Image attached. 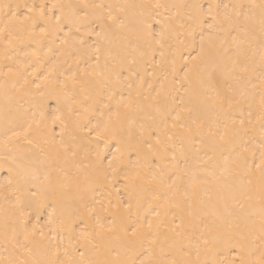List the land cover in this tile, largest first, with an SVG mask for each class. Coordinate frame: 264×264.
<instances>
[{"label":"snow or ice","instance_id":"snow-or-ice-1","mask_svg":"<svg viewBox=\"0 0 264 264\" xmlns=\"http://www.w3.org/2000/svg\"><path fill=\"white\" fill-rule=\"evenodd\" d=\"M0 264H264V0H0Z\"/></svg>","mask_w":264,"mask_h":264},{"label":"bare ground","instance_id":"bare-ground-1","mask_svg":"<svg viewBox=\"0 0 264 264\" xmlns=\"http://www.w3.org/2000/svg\"><path fill=\"white\" fill-rule=\"evenodd\" d=\"M104 3H113V4H141L148 2H155V0H103ZM163 3H182L183 0H161ZM35 219V217H33ZM43 222V220L41 221Z\"/></svg>","mask_w":264,"mask_h":264}]
</instances>
